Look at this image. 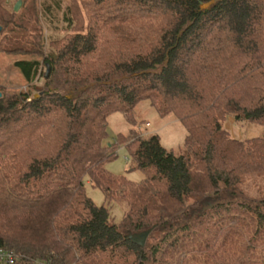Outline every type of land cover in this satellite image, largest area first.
Wrapping results in <instances>:
<instances>
[{"label":"trees","instance_id":"1","mask_svg":"<svg viewBox=\"0 0 264 264\" xmlns=\"http://www.w3.org/2000/svg\"><path fill=\"white\" fill-rule=\"evenodd\" d=\"M6 4L0 25L14 35L0 53L32 59L14 63L29 92L0 87V251L14 264H264V198L241 189L264 174V0H44L45 22L63 12L72 33L49 37L46 53L37 13L32 26ZM83 19L111 25L137 56L76 70L98 44ZM55 77L72 96L51 89ZM141 102L183 125L180 154L144 137ZM116 113L130 129L107 144ZM229 118L263 132L236 139ZM121 148L140 183L106 169ZM87 179L109 206L127 204L120 225ZM147 230L145 247L129 238Z\"/></svg>","mask_w":264,"mask_h":264},{"label":"rangeland","instance_id":"2","mask_svg":"<svg viewBox=\"0 0 264 264\" xmlns=\"http://www.w3.org/2000/svg\"><path fill=\"white\" fill-rule=\"evenodd\" d=\"M44 0H7V4L5 8L16 15L23 14L26 22L28 24H32L36 18V13L39 16L40 21L38 22V26L41 30V41L44 44V52H48L52 50L49 46V37H52L54 40H61L62 38L72 34L67 33L65 31V27L63 26L62 14L63 12L58 13L57 20H54V23L49 26L44 20L42 15L41 4ZM18 2H22L21 9L19 12H15V6ZM64 9L70 5V0H63ZM34 3V4H33ZM36 9H35V8ZM85 23V30H89V28H94L95 34L97 36L96 51L94 54L87 56L81 65L73 64L72 66L76 68V70H81L82 73L86 71L90 72H102L104 70L110 69L115 62L122 63L125 60L131 59L133 56H137L136 53L138 51L132 50L127 42L123 40H118V33H114L112 29L103 28L106 24L102 22H94L89 21V19H83L80 24ZM92 23V24H91ZM91 24V25H90ZM0 42L5 37V35H14L13 33H9V31L4 30L0 25ZM93 28L91 30H93ZM103 28V29H102ZM35 33L29 31L25 40L28 42L33 41V36ZM54 50V49H53ZM138 50V49H137ZM23 59H32V56L25 55H8L6 53H0V87L4 88L5 93L8 95H13L17 93H27L29 92V85L26 80L23 78L18 69L15 68L14 63L17 60ZM61 78L55 77L54 83L51 86V89H56L67 96H72L73 91L69 90L67 87L63 85V82L60 81ZM44 81H41L38 84L39 86ZM41 88V87H39ZM38 96V95H36ZM150 110L154 111V109L147 103L141 102L137 108L135 109V114L137 118L141 121H144L143 124V132L144 137L149 138L153 134L155 135V129H157L154 121L152 120V114L149 113ZM152 111V112H153ZM109 123V139L108 143H112L117 134H124L128 127V131L130 129V125L125 120L124 116L120 113L113 114L110 118ZM233 118H229L225 127L232 133V136H240L243 138H254L262 134L263 128L250 125L247 123L236 125ZM148 124L150 126H148ZM182 126V125H181ZM181 129L170 130L169 139L166 137V133H163V141L168 149L175 150L176 154H180L181 150H183V144L186 137V133L183 132V127ZM181 130V131H180ZM127 131V132H128ZM240 133V134H239ZM106 169L116 176H125L129 181L134 183H140L144 175L141 171H130L131 169V158L128 154V151L124 148H121L118 152V158L106 165ZM86 184V193L87 196L90 197L97 206H106L111 211V223L120 225L124 219L125 213L127 211V204L114 202L109 204L106 202L103 192L92 186L88 179L85 181ZM241 189L245 192V194L252 199H263L264 198V174H251L245 177L243 184L241 185ZM151 242V241H150Z\"/></svg>","mask_w":264,"mask_h":264},{"label":"crops","instance_id":"3","mask_svg":"<svg viewBox=\"0 0 264 264\" xmlns=\"http://www.w3.org/2000/svg\"><path fill=\"white\" fill-rule=\"evenodd\" d=\"M152 111L150 110L149 113L152 114V117H153L152 120L154 121V124L157 126L156 127L157 129H155L156 130L155 132L160 135L161 142H162L163 146L165 148H167V146L164 144V141H163V139H164L163 138V133H166V135H167L166 137H168V139H169L170 130L172 128H173V130L176 129V128L181 129L180 126L182 124L176 118H174L173 116H169L167 118H161L155 110L153 112ZM109 121H110V119H109ZM181 127H183V125ZM127 131H128V127H127L126 131L124 132V134H127L128 133ZM183 132L185 134L186 133V130L183 129ZM233 137L236 138V139H241L242 138L241 135L240 136H233Z\"/></svg>","mask_w":264,"mask_h":264},{"label":"water","instance_id":"4","mask_svg":"<svg viewBox=\"0 0 264 264\" xmlns=\"http://www.w3.org/2000/svg\"><path fill=\"white\" fill-rule=\"evenodd\" d=\"M22 6V2H18V4L15 6L14 11L15 12H19V10L21 9ZM0 32H1V28H0ZM49 74V70L47 72ZM1 93H0V97H1ZM152 233V230H147L141 233H136V234H130L129 238L137 245L141 246V247H145L147 240L150 236V234Z\"/></svg>","mask_w":264,"mask_h":264},{"label":"built area","instance_id":"5","mask_svg":"<svg viewBox=\"0 0 264 264\" xmlns=\"http://www.w3.org/2000/svg\"><path fill=\"white\" fill-rule=\"evenodd\" d=\"M14 260L15 259L12 253L0 251V261H5L8 264H14Z\"/></svg>","mask_w":264,"mask_h":264}]
</instances>
